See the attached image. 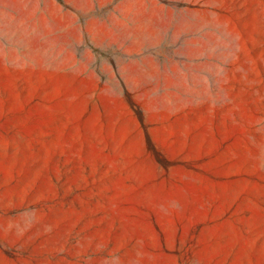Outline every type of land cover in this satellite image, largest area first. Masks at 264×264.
Masks as SVG:
<instances>
[{
    "label": "rangeland",
    "instance_id": "obj_1",
    "mask_svg": "<svg viewBox=\"0 0 264 264\" xmlns=\"http://www.w3.org/2000/svg\"><path fill=\"white\" fill-rule=\"evenodd\" d=\"M0 264H264V0H0Z\"/></svg>",
    "mask_w": 264,
    "mask_h": 264
}]
</instances>
